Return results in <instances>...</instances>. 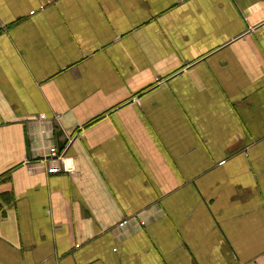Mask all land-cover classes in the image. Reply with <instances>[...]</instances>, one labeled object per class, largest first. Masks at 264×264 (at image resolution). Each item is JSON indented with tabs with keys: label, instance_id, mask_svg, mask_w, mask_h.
<instances>
[{
	"label": "crops",
	"instance_id": "obj_1",
	"mask_svg": "<svg viewBox=\"0 0 264 264\" xmlns=\"http://www.w3.org/2000/svg\"><path fill=\"white\" fill-rule=\"evenodd\" d=\"M0 264H264V0H0Z\"/></svg>",
	"mask_w": 264,
	"mask_h": 264
},
{
	"label": "built area",
	"instance_id": "obj_2",
	"mask_svg": "<svg viewBox=\"0 0 264 264\" xmlns=\"http://www.w3.org/2000/svg\"><path fill=\"white\" fill-rule=\"evenodd\" d=\"M55 118L57 121H60L62 116L57 115ZM39 120L45 121L46 116H40ZM46 159L47 161L52 163V165L48 169L50 173L64 172L68 174H74L76 172L74 162L66 158L64 153L60 151L56 146L51 147Z\"/></svg>",
	"mask_w": 264,
	"mask_h": 264
}]
</instances>
